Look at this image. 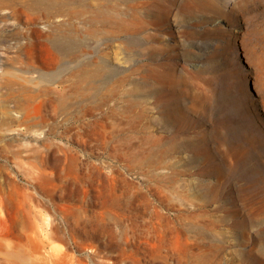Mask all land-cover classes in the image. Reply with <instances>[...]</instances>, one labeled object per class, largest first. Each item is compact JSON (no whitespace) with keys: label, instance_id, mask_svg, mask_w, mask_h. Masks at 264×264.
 <instances>
[{"label":"rangeland","instance_id":"1","mask_svg":"<svg viewBox=\"0 0 264 264\" xmlns=\"http://www.w3.org/2000/svg\"><path fill=\"white\" fill-rule=\"evenodd\" d=\"M0 264H264V0H0Z\"/></svg>","mask_w":264,"mask_h":264},{"label":"bare ground","instance_id":"2","mask_svg":"<svg viewBox=\"0 0 264 264\" xmlns=\"http://www.w3.org/2000/svg\"><path fill=\"white\" fill-rule=\"evenodd\" d=\"M58 253H56L55 255H57Z\"/></svg>","mask_w":264,"mask_h":264}]
</instances>
